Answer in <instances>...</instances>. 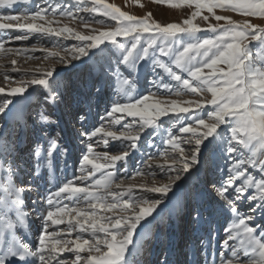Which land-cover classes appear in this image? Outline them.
<instances>
[{
	"label": "snow or ice",
	"instance_id": "6c2138e0",
	"mask_svg": "<svg viewBox=\"0 0 264 264\" xmlns=\"http://www.w3.org/2000/svg\"><path fill=\"white\" fill-rule=\"evenodd\" d=\"M154 2L195 10L182 24H162L151 12L133 15L107 0H0V53L34 59L31 54L42 51L43 59L55 61L20 86L0 87V264H129V246H134L141 222L155 219L157 209L167 207L166 201L176 195L173 189L199 178L205 166L219 173V179L210 182L215 199L206 202L205 193L196 192L177 206L183 209L190 200L193 223H208L207 235L199 238L206 264H264V56L257 62L250 48L256 42V50H264V25L249 19H264V0ZM135 3L143 7L140 0ZM217 9L246 19L235 21L216 14ZM205 11L215 24L203 15ZM81 13H88L92 20ZM96 16L114 21L115 26L93 28V21L106 23ZM58 17L80 21L87 34L67 24L54 26L61 25ZM198 17L208 22L206 28L195 22ZM205 32L212 35L204 36ZM34 37H55L56 45L52 49L35 44L6 47ZM63 40L77 43L65 46ZM11 63L14 66L17 61ZM141 66L151 74L149 83L155 92L137 93ZM71 70L74 76L61 78ZM31 85L47 91L41 92L29 123L16 106L21 98L27 99ZM106 89H112L118 99L101 117L107 124L89 131L85 125L93 94L99 98ZM161 93L177 97L188 93L201 99H160ZM59 104L74 110L75 120L85 128L74 134L86 150L79 160L80 175L65 177L54 191L49 183L41 196L43 184L36 182L44 181L45 170L52 177L55 159L68 155L59 133L52 134L58 121L49 108ZM125 117L133 119L122 123ZM113 125H120V130H111ZM142 135L146 144L159 137L169 146L161 154L164 164L155 167L166 166L175 175L164 183L125 187L122 180L116 183L117 165L126 169L131 151L95 152L92 141L99 137L105 147L109 139L128 141L132 151H139ZM24 148L27 151L22 154ZM143 163L153 167L150 159ZM142 175L141 171L131 174L133 179ZM89 179L85 186L76 184ZM113 185L120 191H112ZM135 188L142 191L141 196L132 195ZM151 194L159 196L154 199ZM82 202L85 207L80 206ZM220 218L225 221V235L217 242L218 232L212 225ZM60 225L66 227L60 229ZM34 228L36 242H26L24 231ZM73 232L76 235L71 238ZM161 264H170L167 256Z\"/></svg>",
	"mask_w": 264,
	"mask_h": 264
},
{
	"label": "rangeland",
	"instance_id": "374dc122",
	"mask_svg": "<svg viewBox=\"0 0 264 264\" xmlns=\"http://www.w3.org/2000/svg\"><path fill=\"white\" fill-rule=\"evenodd\" d=\"M34 2L39 3L42 0H34ZM108 3H114L124 11L125 8H133L132 14L143 16L148 12L152 13V17L162 23H181L184 19L189 18L191 12L194 11V8H188L183 6L180 8H170L167 5L154 2V0H140V3L143 7H140L135 3V0H107ZM123 5V6H122ZM130 5V6H129ZM91 6V5H89ZM124 7V8H123ZM143 14V15H142ZM218 15L231 16L233 20L242 22L245 17L240 16L239 14L232 12H225L223 10H216ZM86 19L92 20V17L88 13H81ZM203 15H209V22L215 24L216 21L214 18L208 14L206 11ZM61 20V25L67 24L69 27L75 28L76 30L83 31L87 34L88 30L84 29L80 21L73 22L69 19L59 18ZM96 20L105 19L100 16H96ZM251 22L258 25H264V19L261 18H249ZM199 23L201 27L207 26L208 22L203 21L202 17H198L195 21ZM220 23H224L221 21ZM93 28L98 30H106L110 27L115 26L114 21L106 20V23L101 25L96 22H92L91 25ZM212 35L210 32H205L204 36ZM122 39V38H120ZM57 38L53 37L51 39L37 40L35 37L29 41L25 42H16L9 43L6 47L18 48V47H31L35 44L38 48H47L52 49L56 45ZM61 43L65 46H71L76 41L73 40H63ZM250 48L253 50V55L257 57V62L260 61V58L264 56V50L257 51V44L253 42L250 44ZM36 58H27L23 56H16L14 54L5 55L0 53V87H15L20 86L21 81H29L33 78V74L37 77L40 74V71L46 70L55 63L54 60H45L43 59L45 53L42 51H37L34 54H31ZM15 59L17 61L16 65H12L11 61ZM16 67L19 71H12L11 69ZM59 67V66H58ZM5 73L8 75V79H5ZM25 73H28L25 75ZM75 70H71L66 73H62L61 78L67 76H74ZM151 79V74L147 73L143 66L140 68L139 73V82L136 84V89L138 94H148L149 91L155 92L156 89L149 83ZM82 85L84 81H81ZM35 89V91H33ZM46 92V89H43L39 85H31L28 87L25 96L27 99H20V102L16 106V110H23L24 117L29 120L32 116V110L36 108L38 102L42 99L41 92ZM2 95V94H0ZM160 99H178V100H197L201 99L199 96H193L191 94L185 93L180 97L177 96H166L163 93L159 94ZM210 98V94H208ZM118 99V97L113 95L112 89H106L104 95L97 98L93 94V102L91 112L88 118V122L85 125V128L89 131L95 126H100L101 124H107L106 120H102L101 117L104 116L105 108L109 107L112 100ZM126 99V98H125ZM49 112L52 115L54 120L58 121V125L54 126L52 129V134L56 135L59 133L60 143L68 148V155L65 158L57 157L54 161V174L52 177L48 176L47 171L45 170L44 181H37L36 183L43 184L40 187V195L45 194V189L51 184V190H56V188L65 180V177L72 178L73 174L80 175L78 171L79 160L82 153L86 150V144L80 143V137L74 133L84 131L85 128H82L81 125L74 118V110L67 108L64 104H59L57 106L49 108ZM133 118L125 117V120L122 123H130ZM167 120V117L162 118ZM183 119V117H182ZM10 122L15 124L14 116H10ZM121 128L120 125H113L111 130L119 131ZM86 139V138H85ZM146 137L141 136V140L138 142L139 151H132L128 145L130 142L125 141L123 144L120 141H112L109 139V145H105L100 141L99 137L93 138V145L95 152H104L108 151L109 155L120 154L122 151H131V155L128 158V165L125 169L122 165H117L119 168V179L116 180V183L123 181L125 187L129 184L139 185L141 183H147L151 185L153 182L159 184L167 182L169 175H175V172H168L165 168H157L155 165L164 164V158L161 155L164 151L169 150V146L164 144L159 137H153V143L151 145L145 143ZM87 142V141H86ZM31 144V137H29V146ZM115 145L116 147H113ZM27 148L22 149L23 152H26ZM153 165L152 168H148L143 161L149 160ZM91 166H89L90 168ZM135 171H141L144 173L142 176H137L135 179L132 178L131 174ZM99 173L96 174L95 178H99ZM219 179V173L214 170H209L207 166L202 168L199 178L188 181L187 183L182 184L179 188H174L173 191L176 192L175 196H172L170 201H166L167 207L161 205L157 209L159 215L154 213L155 219L152 217L148 218V221H142L141 226L137 228L136 233L134 234V246H129L128 260L129 264H161V262L167 256L170 264H206V258L202 254L199 245V238L202 235H207L208 223L206 220L201 221L199 225H195L191 220L189 215L191 209V201L189 200L188 206L180 209L177 206L178 201H184L186 198L192 196L196 192L205 193L204 199L206 202H211L215 199L212 188L210 187L211 181H217ZM91 183V179L84 182L76 181L78 186H85ZM179 183V182H178ZM112 191L119 192L120 189H117L113 185ZM132 195L134 197H139L142 195V191L139 188L133 190ZM153 198H158L159 194H151ZM171 195V194H170ZM33 197L37 196L36 192L32 193ZM111 200V197H109ZM67 202V201H66ZM81 207L86 205L82 202ZM28 207H31L30 201L28 202ZM103 215H111V213H102ZM207 215V214H206ZM34 219V216H33ZM189 222V229L192 232V238L187 239L189 236L187 231V223ZM37 226L39 221H36ZM225 221L223 218L216 220L212 227L218 232L217 242L222 239L225 235L223 231ZM60 229H64L65 225L58 226ZM52 230V229H50ZM19 234V233H18ZM36 229L31 231H24V239L26 242H36ZM76 235L75 232L72 233L74 238ZM87 238V234H85ZM193 241V242H192ZM217 251L219 249L217 248ZM86 255V254H85ZM65 257H71V254L65 253ZM63 258V257H62ZM192 258V259H191ZM208 259H211L209 257Z\"/></svg>",
	"mask_w": 264,
	"mask_h": 264
},
{
	"label": "bare ground",
	"instance_id": "6f19581e",
	"mask_svg": "<svg viewBox=\"0 0 264 264\" xmlns=\"http://www.w3.org/2000/svg\"><path fill=\"white\" fill-rule=\"evenodd\" d=\"M123 6V5H122ZM130 6V5H129ZM124 8V7H123ZM124 11H127V12H129L130 14H132V11H133V8L131 9V7L129 8H125L124 9ZM143 15V14H142ZM139 16V15H138ZM253 59L254 60H257V57L255 56V55H253ZM187 231H188V234H189V236L187 237V239H191L192 238V232H191V230L189 229V222L187 223ZM193 242V241H192ZM192 259V258H191Z\"/></svg>",
	"mask_w": 264,
	"mask_h": 264
}]
</instances>
